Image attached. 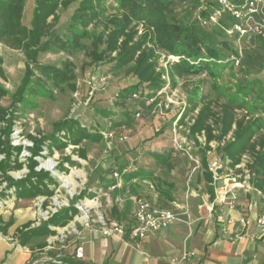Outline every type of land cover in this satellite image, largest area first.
<instances>
[{"label": "rangeland", "instance_id": "obj_1", "mask_svg": "<svg viewBox=\"0 0 264 264\" xmlns=\"http://www.w3.org/2000/svg\"><path fill=\"white\" fill-rule=\"evenodd\" d=\"M81 1L75 0L67 8L60 7L56 18L48 19L47 35L42 39L43 43L50 41L46 44L47 51L37 52L34 60L23 51L0 44V107L4 110L0 137L3 141L8 139L13 149H21L18 159L23 164L21 170L8 174L15 181L25 179L30 174L29 162L33 160L37 162V173H47L55 181L54 184H49L48 180L44 183L52 191L51 196L18 199L16 187L4 181L0 173L1 226L16 223L18 210H21V228L12 232L9 239L19 243V231L41 227L55 214L69 209L77 212L68 225L75 224L78 230L82 226L79 222L83 215L81 209L86 206L92 210L95 219L96 213H100L111 220L129 219L138 199L174 210L158 188L162 184L179 204L183 203L187 190L194 192L193 189L199 187L201 193H205V169L201 163L204 153L214 182L222 176L235 190L238 196L236 209L247 214V200L254 196L259 203L258 217L264 216V191L254 188V173L250 169L253 158L244 154L240 163L232 167L218 150L219 146L232 140L235 126L221 142L212 140L208 151L206 132H192L200 110L210 104L215 117L208 124L212 125L213 134L219 136L220 124L216 119L222 115V105L235 93L236 87L246 81L257 91L251 99L235 93L236 100L243 101L240 108L234 109L235 117L244 121L258 120L263 125L259 137L264 138V47L251 41L232 39L241 58L245 59L247 52L257 58L258 64L251 68L246 65L245 75L240 74L237 69L240 62L238 65L236 62L239 58L235 57L216 78H212L206 72L172 76V67L179 63L180 57L147 44L143 49L154 51L151 61L155 63L162 86L155 91L149 90L147 84H141L138 92L123 98L121 91L139 83L130 72L134 64L117 66L114 60L119 51L104 53L101 61L93 60L89 53L105 49L104 41L115 28L111 21L121 19L125 13L115 0H102L97 3L98 19L84 27L75 16ZM175 2L179 18L188 16L192 9L195 18L199 15L194 0ZM36 5L37 0H26L22 22L29 29ZM137 29L135 43L145 33L141 26ZM56 37L67 42V46L61 47ZM43 43L39 46L41 50ZM65 63L72 65L70 69L75 80L71 83L76 85L75 90L71 89L70 81L57 80L54 75L63 71ZM44 67L52 68L45 70ZM28 75L30 79L23 86ZM66 122L72 123L65 124L57 132L56 126ZM68 127L73 130L66 131ZM80 132L87 133L90 138L73 144V134ZM53 135L58 139L56 144L50 143ZM63 145L64 148H57ZM13 153L15 156L16 150ZM159 156L169 157L166 165L159 163ZM5 158L6 155L0 154V162ZM113 171L119 173V180L110 178ZM146 174L151 177L147 178ZM126 177L131 178L126 180ZM108 179L112 181L110 184H107ZM113 183L120 187L108 191ZM121 213H125V218L119 217ZM8 228L10 226L7 231ZM55 233L52 236L57 235ZM60 234L56 246H51V254H60V258L69 253L75 255L76 247L81 246L76 239L78 234L70 233L67 237ZM50 237L29 242L27 246L36 258L46 253Z\"/></svg>", "mask_w": 264, "mask_h": 264}, {"label": "trees", "instance_id": "obj_2", "mask_svg": "<svg viewBox=\"0 0 264 264\" xmlns=\"http://www.w3.org/2000/svg\"><path fill=\"white\" fill-rule=\"evenodd\" d=\"M75 0H37V5L34 10L32 20V27L29 29L23 25V17L25 10L26 0H0V44L5 45L9 49L16 51H23L28 58L34 60L37 52H46L45 49L48 45L47 42H42V39L47 35V22L51 16L56 18L57 11L60 7L67 8ZM102 0H83L79 4L76 19L79 24L87 27L98 19L100 13L97 9V3ZM125 14L121 19L111 21L115 26L114 30L110 33L109 37L104 41L105 49L100 51H90L89 56L95 61L104 59V53H112L119 51L116 59L117 66L124 67L134 64L131 69L133 74L139 81L137 85L129 86L121 91V97H128L135 92H138L141 84H147L149 90H159L162 86L160 75L155 72V63L151 60L154 56V51L145 50L147 44H154L160 50H163L171 55L180 57V61L172 67V76H182L183 74L208 73L212 78H216L221 70L226 68L227 63L232 62V58L237 57L240 60L238 65V72L242 74L245 71V66L251 68V65L258 64L257 58L245 52V59L237 51L234 40H247L253 43H258L262 48L264 47V37L251 36L240 38L233 27L237 24L235 18L229 14H224L217 23H211L210 17L218 8L216 3L209 0H194L197 4L196 8L200 10L195 18L193 15L194 9L188 13V16L179 18L175 12V0H115ZM237 1V0H235ZM198 6V7H197ZM202 7V8H201ZM195 8V10H196ZM201 8V9H200ZM210 8L209 11L206 9ZM142 27L145 30L143 37L134 42L137 34V28ZM231 32V33H230ZM81 37V35H78ZM121 44L119 41H121ZM56 41L60 46L65 48L67 42L61 41L56 37ZM43 43L42 48L39 49ZM78 44V42H77ZM95 47V46H94ZM96 45V49H97ZM39 54V53H38ZM220 62V63H219ZM71 64L65 63L62 72H56L54 75L57 80L64 79L70 81L71 89L75 90L76 85L71 83L75 80V75L71 71ZM52 67H44L49 70ZM28 69H30L28 67ZM244 74V73H243ZM245 75V74H244ZM30 79L29 75L26 77L23 86ZM235 93L248 96V98L255 97L254 86L250 82L241 83L235 89ZM23 88L21 89V92ZM254 91V94H253ZM257 91V90H256ZM235 93L228 97L227 103L222 105V115L216 119L220 124V135L213 134L214 129L208 122L211 118L215 117L212 112L210 104L204 106L192 126L194 134L202 131L206 132V150H211L209 143L212 140L222 141L227 135L233 131L232 140L228 141L225 145L219 146L218 150L225 156L231 163V166L239 164L244 154H249L253 158V163L250 169L254 173L253 184L256 190L264 191V138L259 137L260 129L263 126L258 120L253 119L249 121L237 120L235 117L234 109L240 108L242 100H236ZM142 96L145 94L140 93ZM155 94V93H154ZM248 94V95H247ZM260 96V95H258ZM4 110L0 107V121L4 120L2 116ZM2 114V115H1ZM10 122V121H9ZM66 122L58 124L57 132L62 130ZM121 125V124H120ZM10 125L6 129V134L9 136ZM73 128L68 127L66 131H72ZM72 135V134H71ZM257 136V138H255ZM73 144H79L83 138H90L86 133L80 132L78 135L73 134ZM53 144H56L58 139L55 136L50 137ZM96 139V138H91ZM65 146H58L62 149ZM13 150L17 154L14 156ZM21 149H13L9 140L6 141L0 137V154L6 155L4 161L0 162V173L3 180L8 182L10 186H15L17 189V197L25 199H33L38 195H52V191L45 185V180L49 184H54L55 181L47 173H37L35 167L37 162L31 160L29 162V175L22 180L15 181L9 176V172L21 170L23 164L18 159ZM161 165H166L169 157H157ZM202 167L205 169L204 180L207 183V189L211 194V199H214V189L211 184L214 182L213 173L210 170L208 159L204 153L202 157ZM114 172V171H113ZM132 175V174H131ZM256 175V176H255ZM130 176V174H129ZM112 178V174L111 177ZM131 177H126V180ZM112 181L108 179L107 184ZM106 184V185H107ZM108 186V185H107ZM106 186V187H107ZM158 192L170 198V194L163 188L161 184ZM117 192V191H116ZM76 209L64 210L55 214L41 227L36 229H29L27 231H19V243L26 246L29 242L37 238L45 237L46 239L54 234L55 231L49 229L53 227H65L72 220ZM125 213L119 214V217L125 218ZM118 217V218H119ZM0 218V231L5 233L7 227L11 224L1 226ZM70 264V263H69Z\"/></svg>", "mask_w": 264, "mask_h": 264}, {"label": "crops", "instance_id": "obj_3", "mask_svg": "<svg viewBox=\"0 0 264 264\" xmlns=\"http://www.w3.org/2000/svg\"><path fill=\"white\" fill-rule=\"evenodd\" d=\"M146 177L151 176L146 174ZM225 180L220 176L211 184L214 199H211L208 189L201 193L199 187H195L194 192L187 190L181 204L171 195L168 198L160 194L174 207V210H167L179 213L181 220L143 241H134L127 236L123 239H106L97 225L90 228L79 225L76 239L85 250L81 260L70 253L60 258V254L52 255L50 252L51 246H56L57 236L61 232L65 237L70 235L69 225L63 228L49 226L57 235L50 237L52 240H48L49 246L41 258L33 255L34 252L27 246L29 243L22 246L18 241L10 240L12 232L21 228V210H18L17 222L5 233L0 231V264H45L50 261L65 264H175L174 261L179 264H264V229L256 226L257 220L263 215L258 217L257 197L252 195V200H247V214L221 205L218 197L224 192ZM185 253L189 256L187 260L181 261Z\"/></svg>", "mask_w": 264, "mask_h": 264}, {"label": "built area", "instance_id": "obj_4", "mask_svg": "<svg viewBox=\"0 0 264 264\" xmlns=\"http://www.w3.org/2000/svg\"><path fill=\"white\" fill-rule=\"evenodd\" d=\"M218 5V8L211 15V23H217L224 14H229L235 18L237 24L234 25L233 31L239 34L240 38L251 36L264 37V0H209ZM230 32V33H231ZM237 65L239 60H236ZM118 172L112 174V179L119 180ZM215 178V177H214ZM120 184L111 185L108 191H115ZM224 192L218 197V202L221 205H226L230 209H235L238 196L235 190L225 184ZM83 215L80 218V223L85 228L93 227L94 224L99 228V232L104 238H121L128 237L134 241H143L156 233L167 230L176 221H180L181 215L171 210L160 208L151 202L143 199L135 201L134 211L129 219L111 220L103 214L96 213V219L92 215V210L87 206L81 209ZM241 224H246L245 221H240ZM257 228L264 229V216L259 218L256 223ZM69 233H77L78 230L75 224H71ZM62 237H65L62 234ZM85 250L83 246H77L75 249V258L81 260L84 258ZM185 253L181 261L188 258ZM175 264H179L174 261Z\"/></svg>", "mask_w": 264, "mask_h": 264}, {"label": "water", "instance_id": "obj_5", "mask_svg": "<svg viewBox=\"0 0 264 264\" xmlns=\"http://www.w3.org/2000/svg\"><path fill=\"white\" fill-rule=\"evenodd\" d=\"M217 173L220 174V171H218ZM45 264H65V263L59 262V261H50V262L45 263Z\"/></svg>", "mask_w": 264, "mask_h": 264}]
</instances>
